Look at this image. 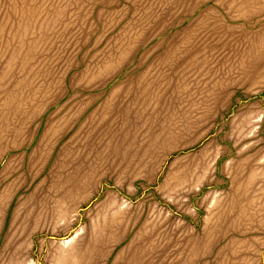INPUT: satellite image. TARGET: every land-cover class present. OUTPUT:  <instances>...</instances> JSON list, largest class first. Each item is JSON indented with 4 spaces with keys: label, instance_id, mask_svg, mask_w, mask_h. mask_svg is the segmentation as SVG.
Listing matches in <instances>:
<instances>
[{
    "label": "rangeland",
    "instance_id": "rangeland-1",
    "mask_svg": "<svg viewBox=\"0 0 264 264\" xmlns=\"http://www.w3.org/2000/svg\"><path fill=\"white\" fill-rule=\"evenodd\" d=\"M0 264H264V0H0Z\"/></svg>",
    "mask_w": 264,
    "mask_h": 264
}]
</instances>
